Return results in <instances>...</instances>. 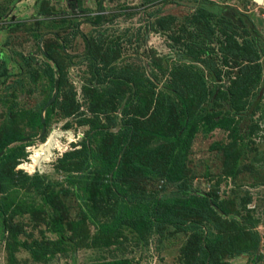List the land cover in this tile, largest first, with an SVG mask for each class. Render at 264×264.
<instances>
[{
	"label": "rangeland",
	"instance_id": "1",
	"mask_svg": "<svg viewBox=\"0 0 264 264\" xmlns=\"http://www.w3.org/2000/svg\"><path fill=\"white\" fill-rule=\"evenodd\" d=\"M4 1L0 0V6ZM95 3L96 0H7L5 11L0 12V69H4L0 76V134L5 129L20 132L22 139L10 143L9 148L23 146L18 163L10 172L5 170L8 181H0V188H6L0 190V211L4 212L0 216V264H88L121 258L131 264H184L180 258L188 248L199 258L195 264H200L201 246L209 236L219 233L235 236L234 249H222L219 260L264 264V5L254 0H103V19L92 25L85 21L92 20ZM247 24L252 32L253 26L262 31L255 44L256 51L261 52L257 57L246 54L234 58L230 48L252 38ZM80 34L89 42V59L78 62L75 53L83 52ZM254 61L261 68L257 83L245 78ZM181 65H186L185 74L177 70ZM49 67L60 70L54 76L61 78L63 85L46 104L54 89L50 90L43 74ZM33 71L34 82L28 75ZM187 72L203 78L208 92L225 93L216 100L209 94L202 101V110L216 113L214 118H232L238 132L234 138L222 128L204 132L200 124L186 152L187 171L182 180L170 184L162 177L136 174L134 183L140 190L166 198L167 205L159 206V210L169 214L166 206L172 205L170 198L180 188L206 191L221 201L227 212L211 215L206 221L196 217V223L185 222L188 218L183 216L180 227L154 226L147 241L124 226V235L115 237L111 245H91L94 226L86 220L79 221L89 205L81 195L83 182L78 181L79 172L74 169L82 156L69 152L75 153L89 142L86 134L93 131L86 119L96 116V125L115 131L118 124L111 127L109 118L115 115L118 121L124 104V100L117 106L114 103L113 110L111 104L101 113L89 103L91 95L111 86L117 76H132L144 94L152 91L155 98L164 92L179 114V96L184 99L190 95L184 87V82L190 80ZM244 85L246 94L241 100L246 102L245 109L236 112L230 108L227 96L235 87ZM65 92L74 93L77 107L64 100ZM124 93L126 98L131 95ZM192 94L196 100L198 90ZM10 105L24 114L19 121H7ZM190 109L193 111V106ZM27 111H39L43 117L42 134L41 127L31 128L28 124ZM195 111L198 114L201 110ZM246 127L256 131L253 139L248 138ZM258 134L262 137L258 138ZM240 136L245 137L243 142L251 149L241 155L238 166L242 170L236 174L229 171L230 158L223 160L224 149L229 143L238 145ZM219 144L227 147L219 148ZM34 175L46 184L64 214L65 229L59 235L48 231L44 224L51 206L40 203L35 188H25L28 182L25 186L19 182L24 176ZM13 190H18L17 196L23 192L24 203L33 200L35 211H23L24 203L16 206L19 197L13 198ZM57 237L62 240V250L45 261L33 260L23 247L28 244L38 248ZM253 242L256 247L251 250ZM209 264H215L214 260Z\"/></svg>",
	"mask_w": 264,
	"mask_h": 264
},
{
	"label": "trees",
	"instance_id": "2",
	"mask_svg": "<svg viewBox=\"0 0 264 264\" xmlns=\"http://www.w3.org/2000/svg\"><path fill=\"white\" fill-rule=\"evenodd\" d=\"M6 3L7 0L1 3L0 12L5 11ZM70 4L71 7L74 6V3L70 2ZM98 19L99 16H96L95 21ZM230 52L233 53L234 58L242 57L246 54L257 57L260 54L258 50L256 51L255 42L252 38L245 39L240 46H232ZM254 62V67L249 66L248 70L249 73L252 70V73L250 75L248 72L245 73V78L249 77L248 79L257 83L260 78L261 68L258 61ZM177 70L179 73L185 74L186 65H181ZM34 71L28 73L29 79L33 82L36 79ZM59 71L52 67L44 69L43 74L47 78L50 90L52 87L54 88L55 84L57 90H60L63 85L61 78L57 79L54 76ZM209 72H212V68H209ZM187 73L190 75L189 72ZM3 74L4 69H0V76ZM172 78H176L175 74H172ZM188 78L190 80L184 82V87L187 92H190V95L184 99L179 96L181 111V113L179 111V114L169 99L165 98L164 92H160L155 98L152 96V91L151 94H144L139 88V82L137 81L136 83L132 76L125 79L117 76L111 80V86L101 88L99 93L93 92L91 95L89 103L94 106V111L101 113L106 112L111 104L115 103L117 106L124 100L121 118L118 121L115 115H111L109 118L111 127L118 124L115 131H109L107 126L101 124L96 125L94 123L96 116L91 120L86 119L84 121L91 123V130L93 131L91 134H86L89 142L83 143L82 147L77 149L75 153L69 152L70 155L78 154L82 156L78 161L79 163L76 162L74 169L79 172L76 176L79 178L78 181L82 179L80 181L83 182L82 186H80L81 195L84 200H87L89 205L79 221L86 220L93 224L94 231L91 235V245L103 247L111 245L115 237L124 235L122 233L124 226L147 241L149 232L154 226L160 227L167 224L180 227L183 223L182 221H184L183 219L181 220L183 216L188 218L185 222L194 223L197 218L206 221L210 220L211 215L219 216L218 213L227 212L222 202L211 197L206 191L203 192L207 196L197 194L186 188H180L170 198L172 205L166 206L169 209V214L163 209L159 210V206L167 205L166 198L163 199V197L160 198L156 194L140 190L134 183L136 174H140L143 177H162L166 183L170 184L182 180L187 171L185 163L187 160L186 152L200 124H203L204 132H209L213 128H222L229 130L233 138L237 134L238 130L235 123H232V118H214L216 113L208 112L207 109L205 112L202 110L204 107L201 106L202 101L209 94H211L209 98L216 100L219 97H225V93L218 91L214 95L213 91H211L212 93L208 92L203 78L196 77L193 73ZM63 81L65 83V80ZM180 81L183 82V80ZM193 82L194 85L192 84ZM244 89L245 85L235 87L227 96L230 108L236 112L245 109L246 102L241 100L246 94V89ZM197 90L198 97L195 100L192 93ZM125 91L131 94L127 98L124 95ZM64 94V100L72 104V107H77L74 93L65 92ZM56 101L55 99V101L51 102L50 107ZM115 104L111 106V110L116 107ZM191 106H193V111L190 109ZM9 108L10 110L6 114L8 122L10 119L19 121L18 117L24 116L23 113H19L21 111L13 110V105H10ZM197 108L201 111L195 114ZM26 113L27 115L29 113L26 119L31 128L41 127L42 122L39 111H27ZM180 114H182L181 117L179 116ZM246 128V133L251 135L248 138L253 139L254 135H257L253 134L256 131H253L252 128ZM149 136H154L155 138L150 140ZM257 137L261 138L262 134H258ZM244 138V136H240L238 145L229 143L228 149H224L223 160H227V157L230 158L231 163L228 162L227 165L230 166L229 171L232 173L236 172L237 174L242 170L239 168L238 162L241 155L245 153V149H251L249 144L243 142ZM21 139L22 135L16 130L5 129L0 134V151L3 150L0 155V181H8L9 178L6 176L5 170L7 169L10 172L12 167L18 163V157L23 154V146L21 144L20 146L9 148L10 143ZM159 140L162 143L158 142ZM217 146L219 148L227 147L221 144ZM6 162L7 164L4 166ZM69 177L71 178L72 176ZM19 182H21L22 186H25L24 183L28 182L29 185H26L25 188L27 189L31 186L35 188V193L38 194L40 203L51 206L52 210L48 212V218L44 219L47 230L58 235L64 232V214L60 212V207L55 204L51 197L52 194H49L46 184L39 179L38 175L32 177L24 176L19 179ZM4 188L5 186L1 187L0 190ZM17 192L18 190H13V198L19 197L16 202V206H19V203H24L21 199L23 198V192L18 196L16 195ZM37 207L38 209L40 208L39 205ZM22 209L27 212L35 211L33 200L24 203ZM3 213L0 211V216ZM79 221L77 224H79ZM74 223L76 225V222ZM68 225L70 224L68 223ZM234 242L235 236L233 234L222 236L219 233L214 234L212 237L209 236L200 248L203 256L200 264H209L212 260H214L215 264H230L227 261L219 260L218 257L222 254V249L225 251L234 249ZM61 243L62 240L57 237L54 240H47L38 248L30 247L28 244H23V247L29 252L33 260L42 259V261H45L48 256L62 250ZM255 247L256 243L253 242L251 250H254ZM198 249L199 247H197ZM198 259L194 254V250L189 248L184 250L183 257L180 258L184 264H195ZM88 264H131V261L121 258L95 261Z\"/></svg>",
	"mask_w": 264,
	"mask_h": 264
},
{
	"label": "flooded vegetation",
	"instance_id": "3",
	"mask_svg": "<svg viewBox=\"0 0 264 264\" xmlns=\"http://www.w3.org/2000/svg\"><path fill=\"white\" fill-rule=\"evenodd\" d=\"M254 2H255V0H254ZM95 4H96V10H95V12L93 14L92 20H86L85 21L86 23H89V24H92V25L99 23L103 19V14H104L103 0H96V3ZM96 16H99V19L97 21H95ZM250 26H252L251 23H250ZM247 27H248V34L251 35V37L254 40L255 44H257L258 38H259V35H260V32H262V31L258 30L255 26H253L252 29H254V31L252 32V31H250L251 30V27H249L248 24H247ZM263 37H264V35H263ZM80 39L83 42V49H82L83 52H76L75 53V55H77V58H78L77 61L78 62L83 61L85 58L86 59H89V57L86 56V54H87L86 53V50L89 47V42L84 37V35H81V34H80ZM258 51L260 52L261 49H258ZM67 53H68V55H71V53H69V52H67ZM73 54L74 53H72V55Z\"/></svg>",
	"mask_w": 264,
	"mask_h": 264
},
{
	"label": "water",
	"instance_id": "4",
	"mask_svg": "<svg viewBox=\"0 0 264 264\" xmlns=\"http://www.w3.org/2000/svg\"><path fill=\"white\" fill-rule=\"evenodd\" d=\"M255 1L259 2L258 0H255ZM262 2L264 3V0H262ZM263 33H264V32H263ZM56 91H57V87H56V84H55L54 89H53L52 94H51V97H50V99L46 102V104L50 103V101L53 99V97H54ZM46 104H45V105H46ZM42 118H43V117L40 116V120H41V122H42ZM43 131H44V125L42 124V125H41V132H40V134H42ZM1 153H2V150L0 151V154H1ZM195 192H197L198 194H201V195H205V196H207V194H206L205 192H203V191L196 190Z\"/></svg>",
	"mask_w": 264,
	"mask_h": 264
},
{
	"label": "built area",
	"instance_id": "5",
	"mask_svg": "<svg viewBox=\"0 0 264 264\" xmlns=\"http://www.w3.org/2000/svg\"><path fill=\"white\" fill-rule=\"evenodd\" d=\"M255 2H257V1H255ZM257 4H263L264 5V3L262 1L261 2H257ZM261 18L264 20V15H262Z\"/></svg>",
	"mask_w": 264,
	"mask_h": 264
}]
</instances>
